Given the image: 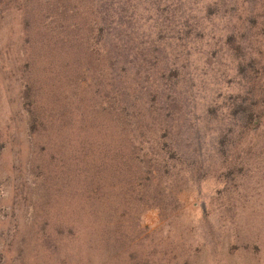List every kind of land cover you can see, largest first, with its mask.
<instances>
[{
    "label": "rangeland",
    "instance_id": "1",
    "mask_svg": "<svg viewBox=\"0 0 264 264\" xmlns=\"http://www.w3.org/2000/svg\"><path fill=\"white\" fill-rule=\"evenodd\" d=\"M0 264H264V0H0Z\"/></svg>",
    "mask_w": 264,
    "mask_h": 264
}]
</instances>
